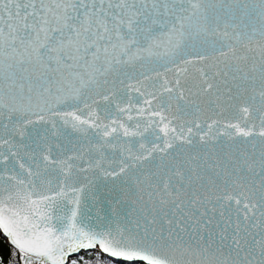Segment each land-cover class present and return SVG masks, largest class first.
<instances>
[{
    "label": "snow or ice",
    "instance_id": "snow-or-ice-1",
    "mask_svg": "<svg viewBox=\"0 0 264 264\" xmlns=\"http://www.w3.org/2000/svg\"><path fill=\"white\" fill-rule=\"evenodd\" d=\"M0 230L8 264H264V0H0Z\"/></svg>",
    "mask_w": 264,
    "mask_h": 264
},
{
    "label": "trees",
    "instance_id": "trees-1",
    "mask_svg": "<svg viewBox=\"0 0 264 264\" xmlns=\"http://www.w3.org/2000/svg\"><path fill=\"white\" fill-rule=\"evenodd\" d=\"M12 245L9 243L8 238L0 230V256L3 257V264H8L11 256Z\"/></svg>",
    "mask_w": 264,
    "mask_h": 264
},
{
    "label": "water",
    "instance_id": "water-1",
    "mask_svg": "<svg viewBox=\"0 0 264 264\" xmlns=\"http://www.w3.org/2000/svg\"><path fill=\"white\" fill-rule=\"evenodd\" d=\"M2 231V230H1ZM4 234V233H3ZM5 236H6V234H4ZM7 237V236H6ZM8 238V237H7ZM8 241H9V239H8ZM10 243V242H9Z\"/></svg>",
    "mask_w": 264,
    "mask_h": 264
}]
</instances>
